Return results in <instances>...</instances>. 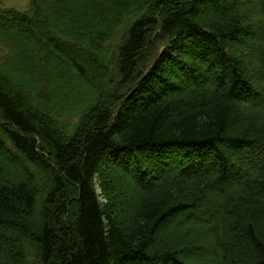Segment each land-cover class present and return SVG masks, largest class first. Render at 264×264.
Instances as JSON below:
<instances>
[{
	"label": "trees",
	"instance_id": "16d2710c",
	"mask_svg": "<svg viewBox=\"0 0 264 264\" xmlns=\"http://www.w3.org/2000/svg\"><path fill=\"white\" fill-rule=\"evenodd\" d=\"M96 1L105 13L108 0ZM241 1L154 0L109 46L120 14L105 17L88 55L73 26L57 33L46 17L70 0L0 17L38 31L27 42L39 80L49 69L77 79L68 58L87 80L114 81L113 107L67 135L26 81L0 70V264H264V46L250 43L264 24Z\"/></svg>",
	"mask_w": 264,
	"mask_h": 264
},
{
	"label": "rangeland",
	"instance_id": "374dc122",
	"mask_svg": "<svg viewBox=\"0 0 264 264\" xmlns=\"http://www.w3.org/2000/svg\"><path fill=\"white\" fill-rule=\"evenodd\" d=\"M38 1L0 0V17L6 18L11 15H25L33 18L36 15H34L36 9L40 6ZM87 1L88 7H85L84 0H70L67 11H56L55 14H52V12L46 14V17H49V26L55 29L57 33L66 34L71 33V29L73 30L72 39L75 41V46L80 47L86 55L90 54L92 48L95 47L92 45V42L93 37L97 35L96 31H104L103 25L105 23V17H109L113 22L114 19L112 16L120 14V19H118L117 23L113 24L112 31L108 34L107 45L109 46V43L114 39L122 40L127 30V24L143 15L145 16L149 12L147 8L149 9L154 4V0H108L106 2L107 11L104 13L99 4H96L99 1ZM242 2L244 0L240 3ZM249 4L259 14L255 18H251L250 24L263 25L264 5L259 0H252ZM126 7L129 10H126ZM71 11L74 13L72 16L69 13ZM82 17L89 18L88 22H93V24L86 26L75 24V20ZM98 18L99 20H96ZM71 26L73 27L70 29ZM30 30L33 31L30 26L19 24L9 26L4 19H0V70L5 75L13 77L16 81H26L28 84L27 87L32 89L33 92L31 102L34 103V107L41 112L52 115L54 122L65 134H75L83 122L90 117L94 109L99 108L100 105H106L108 109L113 107L114 99H112V95L114 81H112V73L110 72V78L107 80L101 78L99 73L97 75H90L92 76L91 79L87 80L82 74H79L76 67L70 64L72 62L68 61V58H61L60 63L62 68L66 71L68 70L70 75H78L77 79L67 78L63 75H61L59 80L55 79L49 69V73L47 71L46 76L39 80L37 76L38 67L36 64V55L33 52L34 50L29 47V41L27 42V39L30 41L42 40L37 30H34L33 34H30ZM257 32L260 33V37L252 38L250 43L264 46V32L261 30H257ZM12 36L19 40L22 39V42L20 44L16 43L15 45ZM43 44L46 45L45 42ZM45 50L49 59L50 57L53 59L59 57L52 47L46 45ZM246 50L247 58H250L252 62L255 61V55L252 51L249 48ZM106 53L110 56L111 64L115 62L116 56L111 54L108 49H106ZM42 92L51 93L48 102L40 98L39 93ZM99 92L102 94L100 95ZM20 162L23 167L28 168L31 172V168L26 162L21 160ZM115 168L116 166L112 164L110 167H106L105 172L113 175ZM129 180L135 190L147 191L144 188L147 187L149 190L153 188L152 184L144 185L131 176H129ZM97 190L101 194L98 185ZM188 219L190 220L192 217Z\"/></svg>",
	"mask_w": 264,
	"mask_h": 264
},
{
	"label": "bare ground",
	"instance_id": "6f19581e",
	"mask_svg": "<svg viewBox=\"0 0 264 264\" xmlns=\"http://www.w3.org/2000/svg\"><path fill=\"white\" fill-rule=\"evenodd\" d=\"M140 77H143V74H142V75H140Z\"/></svg>",
	"mask_w": 264,
	"mask_h": 264
}]
</instances>
